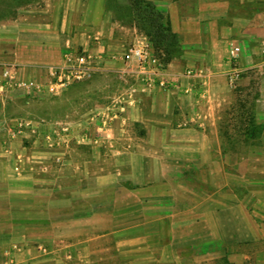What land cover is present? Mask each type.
<instances>
[{
    "label": "crops",
    "instance_id": "0c3cea01",
    "mask_svg": "<svg viewBox=\"0 0 264 264\" xmlns=\"http://www.w3.org/2000/svg\"><path fill=\"white\" fill-rule=\"evenodd\" d=\"M130 1L0 0V60L23 78L51 82L72 50L103 58L91 79L36 94L68 103L53 119L12 114L16 94H30L0 92V260L182 264L212 246L229 264H264V0H147L179 46L163 75L188 93L147 90L123 58L154 48L112 8ZM112 73L122 89L106 96ZM117 99L124 108L105 118ZM242 102L243 124L231 123ZM17 121L27 126L11 137Z\"/></svg>",
    "mask_w": 264,
    "mask_h": 264
},
{
    "label": "built area",
    "instance_id": "2783aa9c",
    "mask_svg": "<svg viewBox=\"0 0 264 264\" xmlns=\"http://www.w3.org/2000/svg\"><path fill=\"white\" fill-rule=\"evenodd\" d=\"M241 48L231 43L229 59L236 62L240 57ZM126 60H135L140 66V77L147 90L155 89H179L184 93L190 92V86H181L178 81H170L163 75V63L154 48L147 44L142 46L131 45L123 54ZM102 56H97L85 50H72L64 56L63 62L52 68L49 72L52 81L41 83L35 80H27L21 76L18 65L0 60V92L6 93L13 90H23L29 94L56 93L67 89L70 85L86 81L101 69ZM188 76L194 72L187 70ZM242 71L234 66L231 70L228 80L232 87H235L241 78ZM204 94V93H203ZM124 100L117 99L111 101V109L105 118L114 119L116 111L124 108ZM26 123L17 121L11 128V137L20 134Z\"/></svg>",
    "mask_w": 264,
    "mask_h": 264
},
{
    "label": "rangeland",
    "instance_id": "374dc122",
    "mask_svg": "<svg viewBox=\"0 0 264 264\" xmlns=\"http://www.w3.org/2000/svg\"><path fill=\"white\" fill-rule=\"evenodd\" d=\"M115 10H118L122 17L124 18V22L127 26L130 24H133L132 21L130 20V11L127 9V7H119V6H112ZM2 12V11H0ZM141 33L146 34L145 28H139ZM128 31V30H127ZM128 37L131 36L129 35ZM129 42V41H128ZM163 46V45H160ZM164 47V46H163ZM176 56V55H175ZM116 73L109 74L107 77H105L103 80H106V82H111L112 85L115 87H106V96L112 95V89L120 90L122 89V86L120 84V78L118 76H115ZM129 79V78H128ZM110 89V91L107 94V90ZM114 90V91H116ZM19 94V93H18ZM16 94L15 96V102L10 104L9 106V111L12 114H20L22 116H26L28 118H45V119H53L56 116H60L63 111H67L68 109V103L67 102H60L57 104V102L54 100V97L51 95H43L45 98L43 100L38 99L39 95H18ZM18 95V96H17ZM246 103L242 102L241 104L238 103V114L241 113V111H246L244 110V106ZM81 108V105L79 106V109ZM239 115V117L236 120L231 121V123H237V125H242L243 124V116ZM240 136V135H238ZM218 246L215 245L214 248H217ZM220 254L213 256L212 254H208L207 250H212V246L210 247H204V248H198V249H189L184 252V260L182 264H229L228 260V254L227 252L222 250V247H220ZM204 252V254H203ZM0 264H5L4 261L0 260ZM151 264V263H148ZM155 264V263H152ZM167 264H174V263H167Z\"/></svg>",
    "mask_w": 264,
    "mask_h": 264
},
{
    "label": "trees",
    "instance_id": "16d2710c",
    "mask_svg": "<svg viewBox=\"0 0 264 264\" xmlns=\"http://www.w3.org/2000/svg\"><path fill=\"white\" fill-rule=\"evenodd\" d=\"M113 1L110 0V3ZM130 2L131 6L127 7L130 11V20L138 28H145L146 35L154 45L156 55L161 59L163 67H166L176 55L179 46L176 37L164 20V15L147 0H131ZM251 120L249 122H252Z\"/></svg>",
    "mask_w": 264,
    "mask_h": 264
}]
</instances>
